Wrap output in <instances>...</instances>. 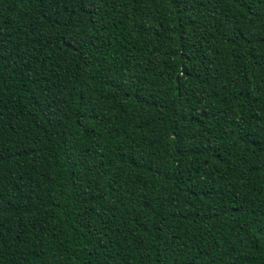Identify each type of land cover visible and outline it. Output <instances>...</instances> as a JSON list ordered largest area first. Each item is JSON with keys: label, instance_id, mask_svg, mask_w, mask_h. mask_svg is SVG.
I'll use <instances>...</instances> for the list:
<instances>
[{"label": "trees", "instance_id": "obj_1", "mask_svg": "<svg viewBox=\"0 0 264 264\" xmlns=\"http://www.w3.org/2000/svg\"><path fill=\"white\" fill-rule=\"evenodd\" d=\"M0 264H264V0H0Z\"/></svg>", "mask_w": 264, "mask_h": 264}]
</instances>
